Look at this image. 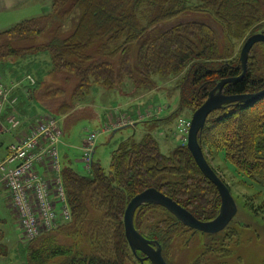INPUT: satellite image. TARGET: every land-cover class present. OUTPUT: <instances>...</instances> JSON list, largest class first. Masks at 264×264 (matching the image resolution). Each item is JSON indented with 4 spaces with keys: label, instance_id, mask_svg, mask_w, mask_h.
<instances>
[{
    "label": "trees",
    "instance_id": "1",
    "mask_svg": "<svg viewBox=\"0 0 264 264\" xmlns=\"http://www.w3.org/2000/svg\"><path fill=\"white\" fill-rule=\"evenodd\" d=\"M53 8L63 16L81 9L73 33L65 39L55 36L35 50L14 46V40L26 41L43 33L45 27L38 19H27L0 32V62L48 51L54 69L78 78L77 95L88 94L96 84L112 90L127 81L138 89L154 88L157 76L175 78L185 74L180 107L193 111L222 79L241 75L240 57L234 55L231 46L264 26V0H54ZM190 12L209 15L211 21L187 19ZM220 35L232 45H222ZM263 89L264 74L256 73L250 55L244 78L227 83L223 92L245 94ZM199 140L203 150L207 144L224 150L242 175L261 184L264 98L213 111ZM62 174L73 216L69 237L83 234L82 219L89 214L90 202L96 200L113 228L112 240H107L105 232L91 233V239L82 247L77 242L60 244L52 234L40 246L29 248V264H152L141 261L142 252H133L124 223L131 199L148 188L173 198L200 220L215 218L221 207L218 188L202 172L187 143L164 153L151 134L140 141L135 136L123 140L113 151L109 170L95 162L90 175L71 166H65ZM157 208L168 214L155 223L163 233L147 235L141 229V215ZM135 225L145 237L162 244L163 254L165 233L170 235L180 226L194 230L153 203L138 208Z\"/></svg>",
    "mask_w": 264,
    "mask_h": 264
},
{
    "label": "rangeland",
    "instance_id": "2",
    "mask_svg": "<svg viewBox=\"0 0 264 264\" xmlns=\"http://www.w3.org/2000/svg\"><path fill=\"white\" fill-rule=\"evenodd\" d=\"M194 2L200 0H191V3ZM53 4L54 0H30L17 9L7 10L0 17V25H4L0 26V31L35 18L45 27L43 33L26 41L14 40L12 42L14 46L35 50L34 47L44 45L55 36L65 39L75 30L81 9L76 8L69 16H63L60 12L54 11ZM187 19L207 23L211 21L209 15L200 12H190ZM263 30L264 26L257 32H264ZM251 35L249 33L246 38L235 42V46H231V42L227 44L222 35L220 39L222 45H230L233 47L234 55L241 57V50L247 37ZM250 55L256 73L264 74L263 42L257 43L251 50L249 58ZM184 75L175 78L157 76L154 88L138 89L131 81L112 90L96 84L88 94L77 95L78 78L68 71L54 69L48 51L42 50L22 57H9L0 62V80L5 85L8 95L11 91L8 86L25 79L24 84L44 87L41 93L34 90V95L39 93V97L53 100V114L45 117L58 119L63 129L59 146L60 166L59 169L46 166V173L50 171L54 173V177H48L46 173L43 176L49 180L53 191L60 192L63 187L68 202L62 174L65 166H71L83 175L91 174L95 162L109 170L113 151L123 140L131 136H135L140 141L145 135L151 134L158 140L164 153H171L178 146L187 143L188 133L183 132V123L185 120L191 123L193 113L197 109L193 111L180 107L182 86L185 83ZM147 111L150 112L146 114ZM13 115L18 117L15 112ZM45 117H42L37 124ZM130 118L134 120L132 123L129 121ZM20 121L22 125V120ZM108 125L109 127L105 128L107 131H103ZM18 130L19 128L10 129L9 123L4 124L3 130H0V155L6 154L7 147L16 140ZM92 133L96 134L95 142L91 145L92 150H87ZM204 152L209 163L229 185L238 205V211L228 226L218 233L201 231L197 233L180 226L170 235L163 234L167 239L164 254L168 262L170 264L220 262V264H264V181L261 185L242 175L228 160L224 150L211 148L207 144ZM39 167L37 172L42 174L44 167L43 169ZM69 205L70 203L68 208L66 207L68 213H64V216L72 215ZM54 206L56 209H61L56 203ZM89 208V214L82 219L84 223L80 229L82 235L74 234V239L69 237L71 233L68 232H72L69 223L71 219L56 227L58 229L62 225H69L62 230L59 228L60 231L54 229L55 231L50 233L52 230L43 227V234L28 239L23 234L19 213L12 203L10 192L4 183L0 182V264H29V248L40 246L42 240L52 234L60 244L77 242L82 247L87 239H91V233L94 235L105 232L109 235L107 240L111 241L113 228L99 208L98 201H91ZM166 216L168 214L163 209H150L144 216L141 215L142 231L147 235L163 233L155 223Z\"/></svg>",
    "mask_w": 264,
    "mask_h": 264
},
{
    "label": "built area",
    "instance_id": "3",
    "mask_svg": "<svg viewBox=\"0 0 264 264\" xmlns=\"http://www.w3.org/2000/svg\"><path fill=\"white\" fill-rule=\"evenodd\" d=\"M7 96V89L0 80V121ZM8 122L10 129L21 127V121L15 115L9 116ZM190 125V121L185 120L183 132L188 133ZM62 135L63 129L58 119L45 117L29 132L12 142L8 146L7 155L0 158V180L10 192L12 203L19 213L23 234L28 239L43 234V227L54 230L62 222L72 219L71 214L63 215L68 213L66 207L69 204L63 187L60 186V192L53 191L49 180L44 178L43 173L37 172L38 166H54L59 169ZM95 138L96 134L92 133L87 150H92ZM54 203L61 209H56Z\"/></svg>",
    "mask_w": 264,
    "mask_h": 264
},
{
    "label": "water",
    "instance_id": "4",
    "mask_svg": "<svg viewBox=\"0 0 264 264\" xmlns=\"http://www.w3.org/2000/svg\"><path fill=\"white\" fill-rule=\"evenodd\" d=\"M264 43V32L252 34L246 40L241 50V63L243 72L238 77L222 79L211 90L206 101L193 113L188 132L187 146L195 158L198 166L205 176L212 181L221 196V207L218 215L211 220H200L187 208L179 204L173 198L156 188H148L134 196L129 202L124 217L126 236L135 254L138 251L144 254L141 261L149 260L152 264H170L164 254L162 244L157 240L145 237L135 225V214L142 205L153 203L161 205L170 211L181 223L203 233H218L225 229L233 220L238 211V205L229 185L220 177L213 166L209 163L205 152L200 144L199 134L206 125L209 115L226 105L233 103H252L264 98V89L255 93L225 94L223 88L227 83L236 82L244 78L248 69L249 54L257 43Z\"/></svg>",
    "mask_w": 264,
    "mask_h": 264
},
{
    "label": "crops",
    "instance_id": "5",
    "mask_svg": "<svg viewBox=\"0 0 264 264\" xmlns=\"http://www.w3.org/2000/svg\"><path fill=\"white\" fill-rule=\"evenodd\" d=\"M29 1L30 0H0V17L7 10L17 9L19 6L25 5ZM0 26H4V25H0ZM24 81L25 79H22L21 81H18L12 86H8L9 88H11V91L9 92L8 100H7L8 103L6 102L4 114L0 121V130H3L4 124L9 123L8 122L9 116H12L14 112L18 114V117L22 120V125L16 134V140L17 138H20L23 134L29 132L34 126H36L37 122L40 121L42 117L51 116L53 114V109H52L54 104L53 100L49 98L43 99L42 96L41 97L38 96L39 93L34 95L35 94L33 92L34 90H37L41 93L44 87L39 88L38 87L39 85L33 86V84H30L31 86H29V84H24L23 83ZM15 99L16 101L13 102V100ZM33 100H35V102H33ZM43 100H45L46 102L45 101L43 102ZM149 112L150 111H147L146 114H148ZM129 121L132 123L134 120L130 118ZM105 128H107V126L104 127L103 131H107ZM7 153H8V147L6 154L0 155V158H4L7 155ZM42 167L43 166H40L39 168L43 169ZM43 170L44 171H42V173L45 174L46 173L45 168ZM46 175L48 177H54L53 176L54 173L50 171L47 172ZM0 182L2 181L0 180Z\"/></svg>",
    "mask_w": 264,
    "mask_h": 264
}]
</instances>
